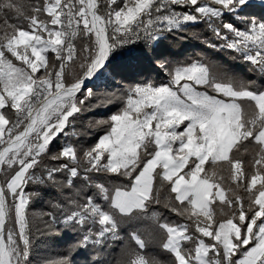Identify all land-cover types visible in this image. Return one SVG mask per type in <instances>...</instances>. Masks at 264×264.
Returning a JSON list of instances; mask_svg holds the SVG:
<instances>
[{
    "label": "snow or ice",
    "instance_id": "snow-or-ice-1",
    "mask_svg": "<svg viewBox=\"0 0 264 264\" xmlns=\"http://www.w3.org/2000/svg\"><path fill=\"white\" fill-rule=\"evenodd\" d=\"M190 32L264 80V0H0V264H36L35 234L58 226L75 238L40 264L90 248L112 264L116 241L114 264H264V83L170 60L164 42ZM136 53L166 80L98 93ZM44 185L56 198L35 213Z\"/></svg>",
    "mask_w": 264,
    "mask_h": 264
},
{
    "label": "trees",
    "instance_id": "trees-1",
    "mask_svg": "<svg viewBox=\"0 0 264 264\" xmlns=\"http://www.w3.org/2000/svg\"><path fill=\"white\" fill-rule=\"evenodd\" d=\"M258 4V2H256ZM253 12L257 15L261 14V9H253ZM227 19V18H226ZM191 32H195L200 36V39L209 37L211 33L206 29L205 25L198 24L190 26ZM191 32L188 38L185 40H179L170 38L164 42L162 51L170 53L169 59L176 61H188L198 58H207L214 63L221 64L230 70V74L241 79L255 80L258 84L264 83L258 75L249 72L250 65L244 63L238 56L234 60L232 57L237 55L230 51H219L205 47L200 40L193 39ZM139 53H136L132 58H122L118 65H116V71L113 68H109L104 77L94 82L96 91L98 93L112 92L117 90H123L130 84L142 82L145 80H152L157 82H164L166 77L160 73L154 66L150 67L147 60L138 59ZM119 73V74H117ZM143 73V74H141ZM111 111H115V107L111 109H93L90 112H85L81 121L83 124H87L90 120L105 118ZM96 136V130H91L89 136L81 137L80 143L83 145L91 144ZM65 142V137L61 136L56 143L52 146L53 151H57L59 146ZM247 167V165H246ZM226 174V173H225ZM32 186H30L31 188ZM41 192V195L31 205V211L40 213L41 211H49V201L56 198V192L54 189L48 188L46 185L39 186L37 189ZM165 215L169 219H178L174 215L167 213ZM60 230L59 235H40L35 234L33 238V254L32 259L36 264L47 259L58 258V255L63 253L68 244L74 240L75 234L72 232H66L63 226H58ZM129 229L127 226L121 230V235H126ZM110 247L103 250L104 257L114 264V261L120 257L121 250L125 247L124 242L116 241L110 242ZM149 251L156 253L158 249L151 247ZM93 250L90 248L87 253L78 254L75 256L76 264H89L88 257L93 255Z\"/></svg>",
    "mask_w": 264,
    "mask_h": 264
},
{
    "label": "rangeland",
    "instance_id": "rangeland-1",
    "mask_svg": "<svg viewBox=\"0 0 264 264\" xmlns=\"http://www.w3.org/2000/svg\"><path fill=\"white\" fill-rule=\"evenodd\" d=\"M256 2H258V3H259V2H260V0H256Z\"/></svg>",
    "mask_w": 264,
    "mask_h": 264
}]
</instances>
